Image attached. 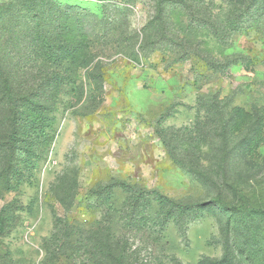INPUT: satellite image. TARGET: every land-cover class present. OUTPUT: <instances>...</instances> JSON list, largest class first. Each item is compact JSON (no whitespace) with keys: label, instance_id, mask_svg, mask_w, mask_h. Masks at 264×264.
<instances>
[{"label":"rangeland","instance_id":"374dc122","mask_svg":"<svg viewBox=\"0 0 264 264\" xmlns=\"http://www.w3.org/2000/svg\"><path fill=\"white\" fill-rule=\"evenodd\" d=\"M157 1L0 0L2 68L55 104L48 137L19 164L18 190L0 182V212L12 215L0 264H99L93 237L109 231L125 264L220 260L228 242L234 264H246L241 245L264 244V218L255 233L247 226L264 211V36L253 28L221 45L178 4L160 16ZM190 2L199 18L226 21L225 0ZM36 15L54 37L85 41L88 66L55 96L42 81L60 70L31 45ZM233 55L252 61L225 72L206 61ZM5 115L0 107V140Z\"/></svg>","mask_w":264,"mask_h":264},{"label":"trees","instance_id":"16d2710c","mask_svg":"<svg viewBox=\"0 0 264 264\" xmlns=\"http://www.w3.org/2000/svg\"><path fill=\"white\" fill-rule=\"evenodd\" d=\"M165 1H157L160 16H163L167 4H178V8L190 18L191 27L198 30H207L221 45H228L230 34L240 31L247 32L253 28H257L264 36V0H225V4L229 8L225 16L226 21H222V23H218L211 13L208 15L203 13V17L199 18L202 11H200L198 5L192 4L190 0ZM33 32L31 45L35 49L37 60L42 61L50 68L60 70L59 73H55L54 70L42 81L43 87L52 88L51 92H54L55 96L59 90L58 85L62 81H68V77L76 70L88 66L89 59L84 48L85 41H80L77 37L68 36L61 40L54 37L37 15ZM173 42L177 44L176 41ZM231 57L233 61L222 64L212 63L207 59L206 61H208L207 64L211 66L212 70L221 72L227 71L235 62L244 65L252 61V58L243 55H233ZM63 74H67V76ZM39 89L37 87L30 89V91L20 90L0 64V107L6 111L3 123L7 126V135L5 138L1 137L0 140V158L2 160L0 182L3 183L2 188L6 191L18 190L19 186L14 184V178L21 173L19 164L23 161L26 164H31L35 156V147L39 145V139L48 137L45 130H48L54 122L55 104L53 99L52 97L47 99L46 94L42 95ZM220 114L223 119V111H220ZM224 124V130L227 131V122ZM42 144L47 146L48 143L44 141ZM22 154L26 159L22 160ZM6 160H8V164ZM156 200L165 207L172 202L160 194L156 195ZM214 202L221 210H227V206L221 201ZM196 206L204 207V204ZM9 209L10 206H6L0 212V236L5 234L6 230H9L12 226V215ZM238 210L235 209L234 212L240 217L242 213ZM263 218L264 211L262 210H254L249 215L247 226L250 232H256L255 228L259 226ZM58 222H61V220L59 219ZM99 237L104 238L100 240ZM99 237H93L92 242V250L95 252L102 251L99 264H125L124 257L122 253L118 252L117 244L112 238L114 236L111 235L110 231ZM258 242L264 243V235L260 239L258 238ZM55 247L58 248L57 245ZM225 248V255L222 259L206 258L200 261L199 264H234L235 257L231 252L233 245L228 242ZM241 248L240 255L243 262L246 264H264V244L259 247L257 244L241 245Z\"/></svg>","mask_w":264,"mask_h":264}]
</instances>
